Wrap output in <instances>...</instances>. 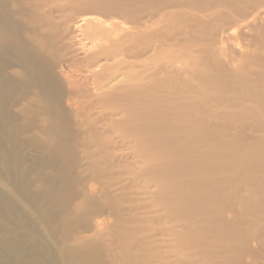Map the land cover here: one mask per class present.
Here are the masks:
<instances>
[{
  "label": "bare ground",
  "instance_id": "1",
  "mask_svg": "<svg viewBox=\"0 0 264 264\" xmlns=\"http://www.w3.org/2000/svg\"><path fill=\"white\" fill-rule=\"evenodd\" d=\"M245 3L0 0V104H5L7 93L22 86L27 90L25 97L28 90L35 93L29 96V109H56L55 120L61 125L65 117L77 113L75 119L93 129V140H100L108 130L125 132L144 164L140 169L137 162L140 173L146 172V183L155 188L150 187L158 206L169 212L175 238L180 236L178 226L186 222L183 229L194 228L196 241L204 242L203 264H240L251 255L256 259L255 251L246 256L238 245L232 255L234 246L229 242L239 230L236 220L251 211L264 221V178L255 179L253 172L255 167L264 172V34L260 39L264 4L256 2L248 10ZM253 31L260 33H255L258 42H242L243 35ZM57 43L71 51L66 63L60 64L59 74L54 68ZM60 92L67 96L63 103L56 99ZM251 117L258 121L253 123ZM115 136L124 137L111 138ZM236 139L245 141L244 146L239 143L245 150L232 148ZM253 139L256 144L250 149L247 142ZM96 144L102 154L116 146L110 143L113 146L105 148L98 140ZM2 147L0 135L1 155ZM97 152L93 156L102 158ZM117 152L111 153L109 161ZM240 174L251 179L235 180L234 175ZM231 187L236 198L229 195ZM242 191L254 197H239ZM235 201L239 207L231 204ZM215 205L221 206L215 210ZM157 209L156 213L161 210ZM162 212L160 216L166 217ZM252 222L247 218L246 223ZM215 236L218 246H223L219 253L212 249L217 245L207 244ZM190 240L178 243L187 246L185 250L191 246L182 242L191 244ZM250 246L244 244V250ZM184 258L185 262L162 260V264H197ZM134 264L144 263L137 259Z\"/></svg>",
  "mask_w": 264,
  "mask_h": 264
},
{
  "label": "rangeland",
  "instance_id": "2",
  "mask_svg": "<svg viewBox=\"0 0 264 264\" xmlns=\"http://www.w3.org/2000/svg\"><path fill=\"white\" fill-rule=\"evenodd\" d=\"M244 1L246 3L243 7L248 10H251L256 2L264 4V0ZM152 5L148 4V6ZM141 6H137V9L134 7V14ZM144 6L148 8L147 4ZM260 32H262L260 37L262 39L264 29ZM255 33L260 36L259 31H253L248 35L244 34L242 42L256 44L258 36ZM61 44L64 43L61 42ZM61 44H55L57 54L54 58V68L57 74H59L60 64L66 63L68 54L71 52L67 46L64 48L62 45L61 48L59 46ZM26 92L25 88L19 86L12 93L6 92L5 104H0L4 109L2 112L3 109L0 108V135L2 143L3 140L5 143V147H2V155L0 154V264H134L137 259L144 264H162V260L183 261L185 256L197 264L204 263L200 259L202 251L205 250L202 246L204 242L196 241L194 228H189L192 232L189 233V229H183V225L186 224L183 221L184 223L178 226L181 230L177 238L172 229L170 230L174 223L170 221L169 212L158 206V197L156 201L150 189L154 187H149L148 182L146 183L149 179L146 177L149 175L146 172L140 173L143 163L138 160L140 156L135 155L137 152L135 145L131 147L134 142H127L131 139L125 136V132L124 134L121 131L110 133L108 130L104 135L101 134L100 140L96 136L98 144H102L105 148L116 145V148H109L108 152L103 148L105 149L103 154L108 153L107 158L96 148L97 140L91 139L93 129L75 119L77 113L76 115L71 113V118L65 117L64 123L58 124L55 120L56 109L48 112L29 109V96L35 93L28 90L29 93L25 97ZM56 99L63 103L67 96L60 92ZM61 108L66 109L63 106ZM251 119L253 123L258 121L255 117ZM102 129L101 131L104 132ZM115 134L124 137L121 140L117 139L119 137H112L113 142L111 135ZM104 138L105 140L110 138L111 141L107 139V143L106 141L103 143ZM254 140L246 141L250 144V149L256 144ZM239 141L236 139L232 144L235 146L232 148L243 149L240 144L245 141L242 140L241 143ZM105 143L107 146H104ZM237 144L240 146L238 147ZM242 145L244 146L245 143ZM115 149H118V152ZM92 150L95 151L94 154L97 151L98 155L102 154V158L101 155L93 156ZM261 150L264 151V145ZM114 152H117L118 156L114 154L116 157L113 155L114 159L109 161L112 158L109 156H112L111 153ZM255 156L252 155L250 159L256 164ZM255 168L256 172L252 170L257 176L255 179L259 177L260 181L264 178V172ZM132 172H134L133 178ZM234 176L232 177L237 181L240 177L242 180L245 177L248 180L251 179L250 176L247 177L248 175ZM236 177L239 178L236 179ZM94 186L98 188L95 190ZM145 189H150L149 195ZM229 191H231L229 195L235 197L232 187ZM151 195L154 198H152L153 201L150 199ZM242 195L250 197L251 193L246 191L238 196ZM234 203L231 204L236 207L239 204L236 201ZM217 206L215 210H218L221 205ZM155 207L161 210L157 209L156 213ZM162 210L167 214L165 215L167 218L163 217ZM251 212L247 214V217L236 220L239 223V230H235L229 240L234 246L231 252L235 255L240 249L248 256L255 251L256 259L251 255L246 260H239L240 264H264V246L261 244L264 237L260 238L264 221L262 215L260 217ZM158 215H163L162 217L166 218L164 220L169 222H165ZM247 218L252 219L253 222L246 223ZM178 238L179 240L176 241ZM188 238L189 240L191 238V244L187 241L182 244L190 245L191 248L184 250L188 247L180 246L178 242ZM208 240L207 244L213 243V246L221 244L216 236ZM199 243H202L201 247ZM174 244L177 247H174L176 246ZM244 244L247 247L248 244L251 245L249 249L246 247L247 251L244 250ZM235 245H238V249ZM217 246L212 249L219 253L223 246H218L220 248ZM177 248L184 253L178 252L176 256Z\"/></svg>",
  "mask_w": 264,
  "mask_h": 264
}]
</instances>
